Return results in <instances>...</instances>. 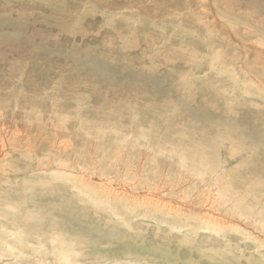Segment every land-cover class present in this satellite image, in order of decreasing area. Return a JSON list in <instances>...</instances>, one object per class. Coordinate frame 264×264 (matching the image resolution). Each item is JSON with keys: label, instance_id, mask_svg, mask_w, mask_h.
Listing matches in <instances>:
<instances>
[{"label": "rangeland", "instance_id": "1", "mask_svg": "<svg viewBox=\"0 0 264 264\" xmlns=\"http://www.w3.org/2000/svg\"><path fill=\"white\" fill-rule=\"evenodd\" d=\"M0 231L33 248L0 264H264V0H0Z\"/></svg>", "mask_w": 264, "mask_h": 264}, {"label": "bare ground", "instance_id": "2", "mask_svg": "<svg viewBox=\"0 0 264 264\" xmlns=\"http://www.w3.org/2000/svg\"><path fill=\"white\" fill-rule=\"evenodd\" d=\"M3 122V121H2ZM8 139V138H7ZM5 142V141H4ZM10 145V144H9ZM12 145V144H11ZM9 162V161H8ZM8 164V163H7ZM73 173V172H72ZM103 183V182H102ZM106 184H107V182H106ZM105 183L104 184H102V185H106ZM101 185V186H102ZM107 186H110V184L109 185H107ZM107 186H102V188H100L101 190L99 191V192H101V193H105L104 191H103V188L104 187H107ZM110 188H111V186L108 188V193L107 194H114L111 190H110ZM112 190H115V187L114 188H111ZM116 192H117V189H116ZM119 192V191H118ZM126 193V192H125ZM119 199H124L125 200V198H122V196H125V195H122V194H115ZM131 198V197H130ZM127 200H128V198H127ZM15 207V206H14ZM19 207V206H18ZM18 207H17V205H16V208L18 209ZM11 211V210H10ZM6 230H8V229H5V231ZM3 231V230H2ZM1 232V231H0ZM5 233V232H4ZM7 233V232H6ZM19 233V232H18ZM22 234V233H21ZM15 236V235H14ZM18 236V235H17ZM20 236V235H19ZM62 236V235H61ZM23 239H25V238H23ZM22 238L21 239H17V238H15L13 241H15V246L13 245V244H10L9 243V241H4V243L2 244L3 246H1V244H0V246L3 248H5V250L3 251V250H1L0 249V261H3V258H6V254L7 253H4L5 251H8V252H13L14 253V251H18L19 253H20V257L21 256H23V255H26V253L24 252L25 250L23 249L24 247H28V248H31V249H33L32 248V244L29 242V241H27L26 239H25V241L23 240ZM53 240H52V242H56L57 244L58 243H64L62 240H60L58 237H55L54 236V238H52ZM42 240V239H41ZM40 241V240H39ZM18 244V245H17ZM59 246H64V245H59ZM42 247V246H41ZM36 248V247H35ZM38 248V247H37ZM40 248V247H39ZM24 250V251H23ZM38 250V249H37ZM62 250V249H61ZM75 250V249H74ZM71 252H74V251H71ZM70 252V253H71ZM17 253V252H16ZM61 255H63L64 257H65V262H67V263H70L71 262V259H70V254H67L66 252H61ZM12 256V255H11ZM13 256H14V254H13ZM12 256V257H13ZM77 257V256H76ZM9 258V257H8ZM35 258V257H34ZM33 259V258H32ZM76 260V259H75ZM35 261V260H34ZM4 262V261H3ZM34 263V262H33Z\"/></svg>", "mask_w": 264, "mask_h": 264}, {"label": "flooded vegetation", "instance_id": "3", "mask_svg": "<svg viewBox=\"0 0 264 264\" xmlns=\"http://www.w3.org/2000/svg\"><path fill=\"white\" fill-rule=\"evenodd\" d=\"M61 257H62L61 259H62L63 261H65V257H64L63 255H61Z\"/></svg>", "mask_w": 264, "mask_h": 264}]
</instances>
